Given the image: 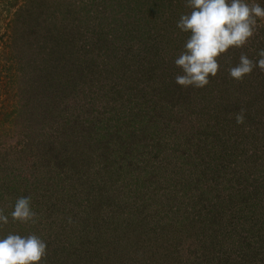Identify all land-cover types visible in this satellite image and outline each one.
<instances>
[{
  "label": "rangeland",
  "instance_id": "374dc122",
  "mask_svg": "<svg viewBox=\"0 0 264 264\" xmlns=\"http://www.w3.org/2000/svg\"><path fill=\"white\" fill-rule=\"evenodd\" d=\"M130 3L21 0L0 22V210L37 213L0 236H40L42 264H264V71L228 74L264 22L183 88L185 0Z\"/></svg>",
  "mask_w": 264,
  "mask_h": 264
},
{
  "label": "clouds",
  "instance_id": "9594fccd",
  "mask_svg": "<svg viewBox=\"0 0 264 264\" xmlns=\"http://www.w3.org/2000/svg\"><path fill=\"white\" fill-rule=\"evenodd\" d=\"M188 12L180 15L176 27L188 34L183 50L174 59L181 69L175 83L183 88H204L217 76L219 57L231 48H243L264 22V0H185ZM258 59L242 53L228 68L229 77L241 81L256 68L264 71V49ZM237 124H244V110L235 114ZM13 222L35 223L37 213L31 197L16 199L9 214ZM9 215L0 210V228L9 223ZM47 242L36 234L9 233L0 236V264H42Z\"/></svg>",
  "mask_w": 264,
  "mask_h": 264
},
{
  "label": "trees",
  "instance_id": "16d2710c",
  "mask_svg": "<svg viewBox=\"0 0 264 264\" xmlns=\"http://www.w3.org/2000/svg\"><path fill=\"white\" fill-rule=\"evenodd\" d=\"M20 1L21 0H0V22L4 18H6L8 23H9V26H7V27H9L11 30H12V28H11L12 26L17 25L20 22V18L21 17L19 16V14H20V11L22 9V6L20 5ZM106 1H109V3L111 5L114 4V5H117L118 7L123 8L125 11H123L122 13H129V12L134 13L135 10H136L135 4L133 5V4L130 3L131 1L134 2V0H106ZM35 22H36L37 30L41 29V24L38 23L37 19H35ZM10 23L11 24L13 23L14 25L11 26ZM18 37H19L18 34L15 32V34L13 36V40L16 41L18 39ZM51 39H52L51 40L52 43L53 42L55 43L56 40H57V34L56 33L51 34ZM58 45H59V43H57L55 46L58 47ZM29 50H30V48L25 50L26 54H28ZM25 52L22 55H24ZM46 52L48 53V55L50 54V51H46ZM51 56H49V58H51ZM52 57L54 58L55 61L61 60V61H59V64L60 63L63 64V61H62V59L59 56L58 57L52 56ZM61 66H63V65H61ZM4 211L5 210H3V212Z\"/></svg>",
  "mask_w": 264,
  "mask_h": 264
}]
</instances>
